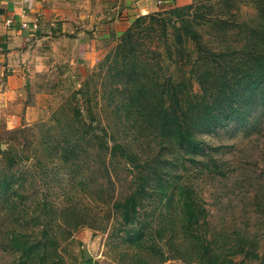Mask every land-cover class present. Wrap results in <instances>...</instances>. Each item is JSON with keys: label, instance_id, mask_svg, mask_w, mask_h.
Instances as JSON below:
<instances>
[{"label": "rangeland", "instance_id": "rangeland-1", "mask_svg": "<svg viewBox=\"0 0 264 264\" xmlns=\"http://www.w3.org/2000/svg\"><path fill=\"white\" fill-rule=\"evenodd\" d=\"M98 1H64L70 6L61 34L54 32L47 45L32 49L36 51L34 67L24 71L25 83L18 89L22 91L11 100V107L0 105L1 150L6 152L12 146L14 151L8 154L15 164L10 167L9 158L0 154V173L34 175L28 177L25 186L36 201L45 195L53 206L42 221L51 222L49 229L66 264H86V252L92 256L91 264H199L195 247L209 244L219 256V264H264V106L254 102L251 123L245 128L233 123L215 133L196 134L208 156L177 150L173 153L159 139H142V115L133 112L136 116L132 118L118 104L119 93H111V61L106 60L122 35L116 37L103 30L107 18ZM187 6L193 7L190 15L209 12L208 7L215 6L214 16L228 12L224 16L234 23L259 25V7H264V0H190ZM75 9L81 13L75 15ZM197 29L204 35V44L217 51L237 49L244 42L242 36L232 33L212 36L211 27ZM161 61V75L178 77L182 73L174 66L168 71ZM115 86L120 89V85ZM80 89H87L90 95L78 94ZM190 94H200L196 84ZM78 108L94 109L98 123L91 122L85 110L83 123L86 128L99 125L107 130L110 146L116 142L133 145L142 165L150 161L140 174H149V185L130 224L121 221L120 213L114 211L112 216L111 199L115 195L121 200L138 187L139 182H134L139 179L138 169L118 158L110 161L109 155L101 156V160L105 157L104 165L91 150L71 166L64 162L61 152L44 150V137L60 141L63 127L81 128L83 123L68 126ZM213 164L220 165V169ZM100 187L102 195L98 193ZM185 189L190 191L188 199L194 198L206 210V217L198 222H190L183 214ZM5 221L10 222L11 217ZM20 227L32 237L45 229L32 223L24 227L23 222ZM2 229L0 264H22L4 241ZM137 233L140 240L132 242ZM252 251L260 260H252ZM179 253L185 260H175Z\"/></svg>", "mask_w": 264, "mask_h": 264}, {"label": "trees", "instance_id": "trees-1", "mask_svg": "<svg viewBox=\"0 0 264 264\" xmlns=\"http://www.w3.org/2000/svg\"><path fill=\"white\" fill-rule=\"evenodd\" d=\"M259 8V25L234 23L224 16L228 12L214 16L215 6H209V12L199 15L189 14L193 9L191 6L173 8L139 17L134 27L119 38L117 46L106 60V63L111 61V66L108 67V79L112 73L110 81L114 88L111 93L114 96L115 91L119 93L118 104L123 105V110L132 118L136 116L133 112L142 115V139H159L173 153L177 150L178 153L188 151L208 156L196 134L203 131L215 133L233 123L244 128L250 125L254 102L264 106V7ZM197 27H211L212 36H231V33L242 36L243 45L237 49L214 50L207 43L204 44V35ZM161 60H164L168 71L174 66L182 73L178 77L172 74L161 75L160 71L164 68ZM187 68L190 69L189 75ZM194 84L199 87L200 94L192 96L190 91L192 92ZM115 85H120V89ZM85 93L86 97L90 95L87 89L78 91V94ZM83 110H77V116L68 126L80 125L86 120ZM85 112L91 122L98 123L94 109H87ZM94 128H86V123L79 129L75 126L74 130L63 127L62 140L51 142L50 139L43 138V145H46L44 150L61 152L64 162L71 166L81 161L80 157L91 150L98 159L102 155H109L110 161L118 158L133 169H138L139 179L135 178L134 181L139 182L138 187L121 200L115 198V195L111 199L112 216L115 212L120 213L121 221L130 224L138 214L140 200L149 185V174H140L150 161L147 159L142 165L133 145L116 142L110 146L107 130L99 125ZM7 151L3 152L0 146V154L8 157L10 167H14V161L8 154L14 149L10 146ZM104 159L105 157L100 159V162L106 165ZM213 166L217 167L216 164ZM217 168L220 169V165ZM3 173H0V227L4 228L2 235L8 247L18 254L22 264H66L57 251V241L49 229L51 222L42 221L43 217L52 212L53 206L44 198L45 195L36 201L30 188L25 186L29 181L28 177L34 175L25 177L17 172L11 176H2ZM109 176L112 180L110 173ZM98 191L102 195V187ZM189 193L188 189L182 190V211L190 222H198L207 213L197 205L194 198L188 199ZM33 203L35 209L32 210ZM10 217L11 221L6 222ZM27 217L30 218L29 221ZM22 222L24 227L32 223L33 226L43 225L45 229L35 237L25 235L20 227ZM186 238L188 237L185 240ZM143 239L142 234V241ZM137 240H140L139 233L131 241L138 243ZM195 248L196 254L199 251V264H219V256L213 253L211 244ZM251 254L252 260H260L258 254L253 251ZM180 259L185 260L181 253L175 260Z\"/></svg>", "mask_w": 264, "mask_h": 264}, {"label": "crops", "instance_id": "crops-1", "mask_svg": "<svg viewBox=\"0 0 264 264\" xmlns=\"http://www.w3.org/2000/svg\"><path fill=\"white\" fill-rule=\"evenodd\" d=\"M64 1L0 0V105L9 104L5 107H11V100L16 99L22 91L18 89L24 86V71L34 67L36 51L32 49L37 45H47L46 42L53 38L54 32L61 34L60 27L66 24V9L70 6L65 5ZM189 2L190 0H99L97 3L102 6L101 10L107 18L102 24L103 30L111 31L119 37L130 28L135 19L158 11L184 7ZM75 6L80 8L79 4ZM73 13L80 14L81 10L75 9ZM109 14H112L111 18L108 17ZM94 29L97 31L99 25Z\"/></svg>", "mask_w": 264, "mask_h": 264}, {"label": "water", "instance_id": "water-1", "mask_svg": "<svg viewBox=\"0 0 264 264\" xmlns=\"http://www.w3.org/2000/svg\"><path fill=\"white\" fill-rule=\"evenodd\" d=\"M85 257H86L85 261H90L92 259V256L90 255V253H87V252L85 253Z\"/></svg>", "mask_w": 264, "mask_h": 264}, {"label": "built area", "instance_id": "built-area-1", "mask_svg": "<svg viewBox=\"0 0 264 264\" xmlns=\"http://www.w3.org/2000/svg\"><path fill=\"white\" fill-rule=\"evenodd\" d=\"M8 24H10V22H7Z\"/></svg>", "mask_w": 264, "mask_h": 264}]
</instances>
